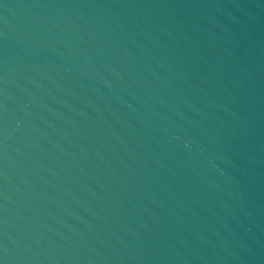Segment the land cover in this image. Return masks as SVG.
Listing matches in <instances>:
<instances>
[{
	"label": "water",
	"instance_id": "water-1",
	"mask_svg": "<svg viewBox=\"0 0 264 264\" xmlns=\"http://www.w3.org/2000/svg\"><path fill=\"white\" fill-rule=\"evenodd\" d=\"M0 264H264V0H0Z\"/></svg>",
	"mask_w": 264,
	"mask_h": 264
}]
</instances>
